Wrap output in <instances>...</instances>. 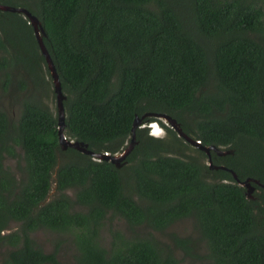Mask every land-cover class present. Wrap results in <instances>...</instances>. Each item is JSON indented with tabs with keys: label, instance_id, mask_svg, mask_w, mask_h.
<instances>
[{
	"label": "trees",
	"instance_id": "trees-1",
	"mask_svg": "<svg viewBox=\"0 0 264 264\" xmlns=\"http://www.w3.org/2000/svg\"><path fill=\"white\" fill-rule=\"evenodd\" d=\"M0 3L26 9L44 29L67 138L114 155L135 116L161 113L203 146L229 151H211L226 169L210 168L204 151L147 116L119 167L62 150L33 28L22 13L0 10V87L16 83L19 103L15 119L0 103V264H61L33 239L41 229L70 237L76 264H178L175 250L191 256L198 243L207 264H264V187L251 182L248 197L228 170L264 185V0ZM153 121L163 137L144 126ZM12 159L22 164L18 177L5 166ZM186 218L200 242L165 235Z\"/></svg>",
	"mask_w": 264,
	"mask_h": 264
},
{
	"label": "water",
	"instance_id": "water-1",
	"mask_svg": "<svg viewBox=\"0 0 264 264\" xmlns=\"http://www.w3.org/2000/svg\"><path fill=\"white\" fill-rule=\"evenodd\" d=\"M0 10L22 13L24 15V17H26L29 20V24L33 28L34 36H35L36 41L38 43L40 52L43 54V56L45 58L46 65H47V68L50 72L52 82H53V90H54V93L56 96V105H57V135H58V140H59V146L62 150H65L68 147L74 148V149H77L83 153L90 154L93 157H96V159H98V160H104V159L109 160L110 162L114 163L117 167H119L122 164L121 162L126 158V156L129 154V152L132 150V148L135 145V142H136L135 131L142 124L143 118L146 116L147 117H157L161 121L164 120V122H166V125L171 127L177 133V135L179 137L183 138L186 142H188L192 146L204 151L207 155V164L210 168L226 169V167H224V166H216V165L212 164L211 151L215 152L218 155L227 154V153H229V151L221 150L214 145L203 146L202 144H200L199 141L193 140L189 135H187L185 132H183L179 123H177V121L174 118H172L166 114H161V113L160 114L159 113H146V114L142 115L141 117L135 116L134 120L132 122V126H131L130 141H129L127 147H125V149L122 150L118 154L116 153L114 155H111V154H108L106 152L94 153L91 150L86 148V144L67 138L65 136V133H64V129H65V122H64L65 112H64V107H63L64 95L61 91V85H60L59 78H58L55 66L53 64V61H52L50 54L47 51V49L43 43V36H45V32H44V29H43L41 23L39 22L37 17H35L29 11H27L26 9L21 8V7H14V6L5 5V4L0 3ZM228 170L233 175V177L237 181V183L246 189V193H247L248 197H251V193L254 190V186L251 185V182H254L257 185L264 187L263 184H261L258 180L253 179V178H246L244 180H240L234 171H232L231 169H228Z\"/></svg>",
	"mask_w": 264,
	"mask_h": 264
},
{
	"label": "rangeland",
	"instance_id": "rangeland-1",
	"mask_svg": "<svg viewBox=\"0 0 264 264\" xmlns=\"http://www.w3.org/2000/svg\"><path fill=\"white\" fill-rule=\"evenodd\" d=\"M3 88L4 86L1 84L0 103L2 105V108L7 112V114L11 118L15 119L19 113V103L15 97V94L17 92L16 90L17 85L16 83L14 85V82H13L11 91H5ZM49 103L52 104L53 102L49 99ZM162 121L164 124H166L164 120ZM158 126H160L159 123H158ZM147 129L149 131V128ZM155 133L156 135L159 134V136H156V137H163L165 135L164 129L162 127L160 129H157ZM184 153L193 154V152L188 149H184ZM20 165H22L21 162L16 163L14 159L6 160L5 162V166L8 167L16 175V177L19 176L17 168L20 167ZM116 222L117 221H115L114 223ZM17 226H18V223L12 222L9 226L10 229L8 231H14L17 228ZM119 226L123 231H125L124 221H122V223H119ZM167 232H173L174 234H177V236H180V237L189 236L195 241L200 242L199 233L195 229L192 220L188 218L176 221L174 224H172L169 228L166 229L165 235ZM155 234L161 236V233H155ZM32 237L35 240V242L44 251L48 252L52 250H57V256L61 264H76L74 260L75 247L72 244L71 238L68 237L66 234L41 229L33 233ZM102 237H103L104 243L109 242V237H108V233L106 230L102 231ZM165 240L169 241V239L167 238H165ZM197 245H199V247L194 248L191 256L184 254L180 249H176L175 256L179 260L178 264H207L208 261L203 258V255L206 253V250L203 244L198 243ZM0 252L3 253L4 248H2Z\"/></svg>",
	"mask_w": 264,
	"mask_h": 264
},
{
	"label": "clouds",
	"instance_id": "clouds-1",
	"mask_svg": "<svg viewBox=\"0 0 264 264\" xmlns=\"http://www.w3.org/2000/svg\"><path fill=\"white\" fill-rule=\"evenodd\" d=\"M153 126V127H152ZM156 126V122H154V123H151L150 124V129H151V134L153 135V136H159V134L158 135H156V133H155V131H157V129H159L157 126V128L155 127ZM152 127V128H151Z\"/></svg>",
	"mask_w": 264,
	"mask_h": 264
},
{
	"label": "flooded vegetation",
	"instance_id": "flooded-vegetation-1",
	"mask_svg": "<svg viewBox=\"0 0 264 264\" xmlns=\"http://www.w3.org/2000/svg\"><path fill=\"white\" fill-rule=\"evenodd\" d=\"M154 122H156V121H153V122H147L146 124H144L145 127L149 128V133H150V134H151L150 124H151V123H154ZM156 126H157L158 128L160 127V126H158V122H156ZM152 127H153V126H152ZM152 127H151V128H152ZM160 128H161V127H160ZM160 128H159V129H160ZM151 135H152V134H151Z\"/></svg>",
	"mask_w": 264,
	"mask_h": 264
}]
</instances>
